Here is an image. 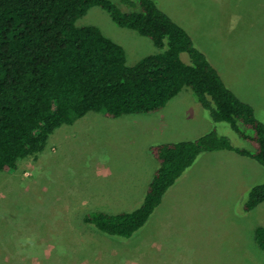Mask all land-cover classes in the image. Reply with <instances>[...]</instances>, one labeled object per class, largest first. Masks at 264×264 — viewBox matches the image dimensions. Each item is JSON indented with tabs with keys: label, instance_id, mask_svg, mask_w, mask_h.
Segmentation results:
<instances>
[{
	"label": "rangeland",
	"instance_id": "rangeland-1",
	"mask_svg": "<svg viewBox=\"0 0 264 264\" xmlns=\"http://www.w3.org/2000/svg\"><path fill=\"white\" fill-rule=\"evenodd\" d=\"M153 1L190 34L225 84L250 103L264 123V0ZM76 25L98 27L123 47L128 65L158 52L149 39L116 26L99 7L89 9ZM193 99L184 88L153 115L109 119L89 112L58 128L42 153L1 173L0 264H264V251L255 242L256 228L264 227V202L243 213L247 190L264 183V169L256 162L248 189L235 197L231 193L230 198L223 192L199 190L191 176L183 179L191 167L146 225L126 241L83 222L88 211L114 213L139 205L140 199L127 197L134 188L129 183L134 176L130 166L139 164L136 150L161 138L175 139L173 133L185 139L193 136L172 127L164 131L163 125L149 135L143 125L155 124L169 111L186 119L185 106ZM191 113L186 128L200 120ZM216 130L234 146L248 147L227 124H218ZM149 162L137 178L144 188L156 168ZM211 167L213 174L218 170L216 177L226 169L219 163Z\"/></svg>",
	"mask_w": 264,
	"mask_h": 264
},
{
	"label": "trees",
	"instance_id": "trees-1",
	"mask_svg": "<svg viewBox=\"0 0 264 264\" xmlns=\"http://www.w3.org/2000/svg\"><path fill=\"white\" fill-rule=\"evenodd\" d=\"M93 7L107 12L116 26L149 39L158 52L128 65L123 47L98 27L76 25ZM184 88L211 127L192 140L149 146L157 165L139 205L83 215L86 225L104 235L133 237L203 153L231 151L264 169V123L153 0H0V174L42 153L58 128L89 112L109 119L153 115ZM221 123L248 147L219 134ZM263 202L264 183L250 187L243 213ZM255 242L264 251V227L256 228Z\"/></svg>",
	"mask_w": 264,
	"mask_h": 264
},
{
	"label": "crops",
	"instance_id": "crops-1",
	"mask_svg": "<svg viewBox=\"0 0 264 264\" xmlns=\"http://www.w3.org/2000/svg\"><path fill=\"white\" fill-rule=\"evenodd\" d=\"M200 108H201L200 105L196 103V101L193 99L192 105L188 106L187 104L185 106L184 113H185L186 119H179L175 115L176 113L169 111V113H166V114L164 113L165 115L163 117L161 116L160 117L161 119L156 121L155 124L152 123L151 126L144 124L143 125L144 131L149 132V135L150 134L155 135V133L159 131L158 129H160L163 125L164 131L168 130L169 127H172L173 129H176V132L185 131L186 135H189V134L193 135L191 136L190 139H185V138H181L180 134L173 133L174 137H176L175 139L173 138L174 140L173 139L167 140L165 138H161L162 140H159L160 141L159 143L175 142V141H181V140H192L194 138H197L198 136L207 132L209 128L211 127L209 120L201 117ZM191 111H194L198 115L200 120L193 121L194 126L191 128H186L184 124L187 122V119L191 118V115H192ZM163 137H166V135H164ZM150 145L151 144H149L146 147H142V149L139 148L138 150H136V154L134 155V158L138 160L137 162L139 164L137 166H135L134 164L132 165V167L130 166L134 176L133 178L129 180V183L130 185L134 184V188L129 189L131 193L129 196H127L128 200L134 199V198H138L137 200L141 199L147 188V187L145 188L143 187L142 185L143 181L137 179L139 176V169L141 167L145 168L147 164L150 163L149 162L150 160L155 165L154 167H156L157 165L156 161L153 159V157L148 151V148ZM134 150L135 149H133V151ZM131 157L132 155L129 157L128 162L132 161L133 158ZM253 162L254 161H252L251 159L239 156L238 154L231 152V151L223 150V151H215V152H206V153L201 154L197 158V160L192 166L190 173H187L185 175L189 177H184L183 179L189 180L192 177V182H194L195 185L197 184L198 189L201 191L203 190H205L206 192L210 191V194L217 193L218 195H220V193L223 192L224 196L227 198H230V194L232 193V195L234 194L233 197H235V195H240L248 189V183L250 179L256 174L257 167L255 166V163ZM213 163H219L221 165H224V168L226 169L222 170L223 176L216 177V175H218L217 173L218 170L214 171L216 175L212 173L211 165H213ZM207 166H210V167L206 168ZM249 171H250V174H249ZM151 176L152 174H150L149 176V181L151 179ZM180 180L172 187V189H170L165 194L164 198L166 197L167 194L173 191L174 188H177L178 183L182 182ZM149 181L146 183L147 185ZM140 189L141 191L143 190V192H141ZM208 197H210V195ZM164 198L162 199V203L160 204V206L164 203Z\"/></svg>",
	"mask_w": 264,
	"mask_h": 264
}]
</instances>
